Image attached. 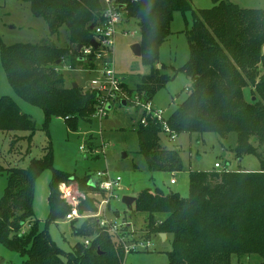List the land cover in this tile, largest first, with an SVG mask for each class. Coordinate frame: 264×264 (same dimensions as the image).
Masks as SVG:
<instances>
[{
  "label": "trees",
  "instance_id": "obj_1",
  "mask_svg": "<svg viewBox=\"0 0 264 264\" xmlns=\"http://www.w3.org/2000/svg\"><path fill=\"white\" fill-rule=\"evenodd\" d=\"M22 1L30 4L34 17L46 22L51 35L65 27L69 45L2 44L1 58L8 80L20 98L42 109L48 136L49 124L55 117L66 119L69 128L76 130L80 122L92 120L97 95L81 86L67 87L62 67L97 69L95 52L84 56L79 45H91L92 26L102 15V0ZM212 1L213 7L198 11L192 0H131L127 4L128 16L140 28L143 62L151 67L150 74L137 86V99L152 101L178 72L184 73L191 83L187 97L168 118L171 130L177 135L211 132L226 137L235 133L232 151L236 157L254 154L261 168L256 172H191L188 197L146 189L137 195L133 209L147 215L146 229L150 233L172 236L167 253L169 264H232L234 255H257L264 264V74L260 69V64L264 69V10L241 8L225 0ZM177 10L191 14L185 30L190 59L171 75L157 65L159 48L172 32ZM122 86L132 103L135 95L125 84ZM246 88L251 89L249 100ZM37 130L34 119L22 111L17 101L0 96V132L16 133L18 139L31 145ZM18 132L29 134L20 136ZM136 132L139 151L150 171L176 173L184 169L180 151L163 143L164 135L169 136L159 121L148 117L147 124H139ZM53 162L50 143L45 156L32 159L26 168L5 169L0 165V174L7 175L0 199V243L25 258L19 264H123V246L117 245L92 216L84 218L78 227L71 221L73 232L84 239L71 252L55 243L49 223L64 221L71 210L59 185L74 180L84 193L98 189L89 185L87 177L54 169ZM46 168L53 170L50 216L41 227L34 210L35 186ZM98 192L101 199L105 198V193ZM99 201L92 192L81 201L79 211L94 215ZM23 228L26 231L21 234ZM124 229L131 231L127 226ZM86 239L89 245H85ZM0 264H4L2 256Z\"/></svg>",
  "mask_w": 264,
  "mask_h": 264
},
{
  "label": "rangeland",
  "instance_id": "obj_2",
  "mask_svg": "<svg viewBox=\"0 0 264 264\" xmlns=\"http://www.w3.org/2000/svg\"><path fill=\"white\" fill-rule=\"evenodd\" d=\"M225 1L237 4L241 8L264 10V0ZM192 4L197 11L211 8L214 5L212 0H192ZM189 21H191L189 12L184 13L181 10L174 12L172 32L159 48L157 67L162 69L163 73L174 75L176 70L189 61L190 47L185 32ZM126 30L130 31L129 35H124L123 32ZM68 37L65 27H62L59 33L51 35L46 22L42 18L32 15L28 2L0 0V96L12 97L18 102L22 111L30 115L38 126L31 145L26 140L18 139L16 133L0 132V165L5 169L16 166L26 168L32 159L44 157L51 143L54 169L80 178L87 177L89 185L93 181L99 185L98 172L109 171L113 177L121 176L123 189L115 191L110 208L106 213L110 218L117 216L119 220L130 224L131 231L127 235L128 242L150 240L152 243L148 249H141L129 254L124 252L123 264H169L167 253L172 246V236L169 235L166 240H163L160 234L150 233L146 229L147 215L134 210L135 203L133 208L129 209L122 201L123 196L137 197L142 190L156 191L160 189L165 194L178 193L182 197H188L191 172L225 169L256 172L260 170L261 162L254 154L244 155L242 158L236 157L232 151L237 139L235 133L224 137L211 132L203 134L185 132L179 134L175 140H171L165 135L163 137V143L166 146L180 151L184 169L176 173L149 170L144 155L139 151L136 128L141 124L145 112L136 104L139 97L136 89L142 78L150 74L151 67L145 65L143 57L136 55L132 50L135 44L140 43L141 32L137 21L128 16V10L125 11V17L120 23L115 38L113 67L118 76L123 79V84L132 91L133 96L137 97L134 96L133 102L130 103L127 91L123 90L121 97L113 103L107 116L103 118L92 116L91 121L80 122L76 130L69 128L66 119L55 117L49 124L50 136H48L43 128L45 115L42 109L20 98L10 84L2 63L1 45L47 43L58 47H67L69 45ZM65 67H62V71L67 87L77 83L86 91L91 82L98 77L94 71L71 70ZM260 69L261 74H264L261 64ZM190 83L191 80L184 73L178 72L174 79L167 82L154 95L153 106L163 110L164 117L168 120L178 105L187 97ZM244 93L249 100L251 89L246 88ZM122 100L126 101L127 106L120 104ZM28 134V132H18L20 136ZM83 145L85 146L84 150L81 148ZM28 146H30V151ZM216 163H220L221 167L217 168ZM52 177V168H46L36 181L34 208L37 218L41 221V227H45L50 216L49 194ZM173 178L176 180L175 184L171 183ZM63 183L59 185V190ZM65 184L72 188L78 196L82 194L86 196L85 198L80 197L79 204L92 192L101 199L98 195L100 190H91L92 192L88 194L84 193L74 180ZM6 185L7 175L4 172L0 174V199ZM105 195V198H108L110 194L106 192ZM65 201L67 202V200ZM67 204L69 203L67 202ZM87 217L88 215L83 214L79 220L72 221V224L76 223V227H78L81 221ZM25 231V228L21 229V234ZM49 231L55 243L65 252H71L77 242L84 240L73 232L71 222L66 219L58 223L50 222ZM108 234L112 236L117 245H122L117 236ZM0 256L4 258V264H19L25 260L20 253L1 243ZM261 261L257 255L249 257L234 255L232 264H261Z\"/></svg>",
  "mask_w": 264,
  "mask_h": 264
},
{
  "label": "built area",
  "instance_id": "obj_3",
  "mask_svg": "<svg viewBox=\"0 0 264 264\" xmlns=\"http://www.w3.org/2000/svg\"><path fill=\"white\" fill-rule=\"evenodd\" d=\"M131 0H102L103 10L101 19L94 25L93 32L94 38L99 46L94 48L92 45L83 46L81 53L84 56L91 55L93 52V57L97 62V69L85 70L88 72H96L97 78H95L88 89L97 95V106L94 112V117L103 118L108 115L109 107H112L115 101L121 97L123 92V79L118 76L116 70L113 67V49L115 46V38L118 33L120 23L125 17V11H127V4ZM124 35H129L130 31H124ZM97 49V51H95ZM69 68V67H65ZM83 71V70H82ZM136 104L140 106L145 114L141 119V124L146 125L148 117H151L161 123L163 131L168 134L171 140L177 138L176 132L172 131L168 120L164 117V111L161 109H156L152 101L144 103L139 99L136 100ZM84 150L85 146H81ZM217 168L221 167L220 163H216ZM99 185L97 182H92V186L97 187L101 192L109 193L108 198L100 199L98 203L99 211L94 215H88L98 219L100 226L105 229L110 234L117 236L119 242L122 244L124 252L129 254L131 252L139 251L141 249H148L152 246L150 240H138L134 242L127 241L128 232L124 227H129L126 221L119 220V217L110 218L107 215V211L110 208L112 197L115 195L116 190L123 189L122 187V177H113L109 171L98 172ZM175 179L171 180L174 184ZM60 187L62 197L67 200L71 206L70 212L66 215L67 221H73L75 219L81 218L82 215L79 211V201L80 197L85 198L86 196L82 194L78 196L69 188L65 183ZM117 197V195H116ZM85 244L89 245L90 240L86 239Z\"/></svg>",
  "mask_w": 264,
  "mask_h": 264
},
{
  "label": "water",
  "instance_id": "obj_4",
  "mask_svg": "<svg viewBox=\"0 0 264 264\" xmlns=\"http://www.w3.org/2000/svg\"><path fill=\"white\" fill-rule=\"evenodd\" d=\"M92 29H93V26H92ZM91 45L94 47V48H97L99 46L98 42L95 40V39H92L91 40ZM83 48V45H79V50L81 51ZM132 50L133 52L138 55V56H141L142 54V48H141V44L140 43H137L135 44L133 47H132ZM79 85L77 83H73V87L74 88H77ZM122 104L124 106H127V103L126 101H122ZM109 109H111V107H109ZM126 155V154H125ZM137 197H134V196H128V195H125L123 196L122 198V201L126 204V206L129 208V209H132L133 208V205L136 201ZM130 225V224H129ZM160 236L163 240H166V236L167 234L166 233H160Z\"/></svg>",
  "mask_w": 264,
  "mask_h": 264
},
{
  "label": "crops",
  "instance_id": "obj_5",
  "mask_svg": "<svg viewBox=\"0 0 264 264\" xmlns=\"http://www.w3.org/2000/svg\"><path fill=\"white\" fill-rule=\"evenodd\" d=\"M173 179H174V178H173ZM175 183H176V182H175ZM175 183H174V184H175ZM34 201H35V200H34ZM34 210H35V208H34ZM35 213H36V212H35ZM36 216H37V214H36ZM37 217H38V216H37ZM38 219H39V218H38ZM167 237H168V235L166 236V239H167Z\"/></svg>",
  "mask_w": 264,
  "mask_h": 264
}]
</instances>
